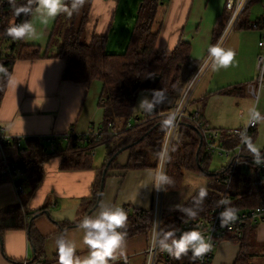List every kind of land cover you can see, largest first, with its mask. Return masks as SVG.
<instances>
[{"label":"crops","instance_id":"1","mask_svg":"<svg viewBox=\"0 0 264 264\" xmlns=\"http://www.w3.org/2000/svg\"><path fill=\"white\" fill-rule=\"evenodd\" d=\"M226 1L158 0L151 24L152 30L157 33L155 50L160 53L172 52L184 41L190 46L191 63L197 67L196 72L199 71L209 54V47H214L216 43V29L226 23ZM257 1L262 3L261 0L253 3ZM145 2L83 0L78 12L71 16L60 13L47 25L31 17L41 38L25 39L24 43L39 46L42 52L38 57L17 59L14 62L0 99V132L9 137H22V145L27 146L32 138L52 133L59 136L66 133L87 135L93 127L97 129L104 118V110L99 105L103 84L98 79L87 83L64 78L67 60L57 56L59 42L51 49L49 47L55 25L62 15L63 25L66 26L67 22L71 23L84 13L86 20L83 25L88 41L103 37L106 52H124L140 22ZM66 3L70 6L71 0ZM258 18L251 17V14L244 16L248 25L240 24L229 33L221 48L233 50V60L227 67L219 68L212 61L201 76L195 97L191 100L190 110L200 111L204 120L223 132L245 126L249 119V108L256 105L255 98L247 88L258 77L257 60L261 51L258 41L262 30L250 24ZM191 79L185 84L182 93ZM96 89L99 90V100L96 98ZM228 104L239 107L241 119L230 117L223 111ZM258 107L259 103L257 110L264 113L263 106L260 110ZM99 110L103 112L102 118H99ZM69 139L70 136L56 152L43 141L49 153L43 164L42 179L26 206L27 212L36 213L32 219L36 239H30L26 227L0 232V264L18 263L26 256L44 259V264H60L55 244L60 236L75 241L76 255L83 258L88 255L89 248L83 243L84 232L79 224L89 213L94 216L101 204L144 210L154 208L156 189L153 185L159 165L156 168H126L130 151L123 150L108 167L101 190L109 145L104 144L108 153L103 163H98L99 157L94 150L91 166L66 168L60 150L68 147ZM252 141L261 151L264 150V120L259 121ZM4 155L5 149L0 147V209L21 201L16 185L2 176ZM44 210H48L50 216ZM163 213L164 218L172 219L183 212L173 206H164ZM251 227L252 231L245 240L241 241L243 236L236 234L224 237L219 242L211 264H235L243 247L242 242L247 243L245 249L252 264H264V223ZM150 239L151 233L144 232L125 238L123 256L116 264H147ZM157 264L165 262L159 260Z\"/></svg>","mask_w":264,"mask_h":264},{"label":"trees","instance_id":"2","mask_svg":"<svg viewBox=\"0 0 264 264\" xmlns=\"http://www.w3.org/2000/svg\"><path fill=\"white\" fill-rule=\"evenodd\" d=\"M24 3L26 0H14L13 4H10L9 0H0V68L6 70L0 71V99L14 62L17 59L38 57L42 52L39 46L26 44L24 40H14L7 35V30L11 25L31 20L32 16L25 17L21 14L17 17L14 14V7ZM157 4L158 0H146L140 15V22L124 52H106V41L103 37H94L88 41L83 25L86 20L84 13L81 17L74 18L71 23L67 22L65 29L62 28L63 15L57 21L49 47L51 49L59 42L57 56L67 60L64 78L87 83L98 79L103 84L99 105L104 110V118L99 126V133H96L93 127L87 135L70 134L68 147L60 150L66 168L91 166L94 150L104 144L110 147L106 164L115 153L125 147L124 150L130 151L126 168L158 167L159 160L156 152L163 147L167 134L162 129L161 122L175 109L185 84L196 73L197 67L192 65L189 58L190 46L184 41H181L172 52L160 53L155 50L157 33L152 30L151 24ZM250 9L251 7L243 14L238 26L248 25L244 16H249ZM228 16L229 14L226 17ZM224 25L216 29V41ZM149 73L152 74L151 78H145ZM160 89L167 94L169 102L157 107L150 115L144 112L137 114L135 107L141 92L147 91L151 95L153 90ZM133 118H135V123H131ZM223 143L225 146L233 147L239 143V139L223 133ZM172 148L174 151L170 153L167 170V176L172 183L166 186V190L180 189L185 171L204 173L211 182L213 181V184L210 183V186L206 188L208 195L203 205L200 206L202 210L199 211L197 217L207 214L218 204L225 192L230 174V162L215 173L208 172L214 151L206 147L201 131L196 127L195 122L189 119L180 123ZM4 149L8 159L17 163L23 170L24 189L20 193V203L0 209V232L6 229L26 227L30 232V239L35 240L32 219L36 213L27 212L26 206L42 179L43 164L47 159L46 154L49 153L48 147L39 137L32 138L27 146H19L16 140L7 141ZM243 156L253 157L246 145ZM115 159L116 157L110 164H113ZM237 173L241 175L237 176ZM251 179L242 168H239L234 175L228 196L231 206L237 210L251 208L264 201V187L255 182L252 183ZM198 191L187 201L184 208H195L194 200L198 196ZM123 209L127 214V222L123 228L118 230L125 233V237L143 232L151 233L153 209L128 207H123ZM188 219L184 213L172 219L164 218L162 230H180L182 221ZM251 226L243 230L241 241L249 236L252 231ZM242 243L243 247L235 264H252L245 249L247 243ZM190 256L191 252L179 260L172 258L165 264H182Z\"/></svg>","mask_w":264,"mask_h":264},{"label":"clouds","instance_id":"3","mask_svg":"<svg viewBox=\"0 0 264 264\" xmlns=\"http://www.w3.org/2000/svg\"><path fill=\"white\" fill-rule=\"evenodd\" d=\"M10 4L14 0H9ZM83 4V0H71L70 6L66 0H26V3L14 7V14L20 17L23 14L25 17L32 16L39 20L42 25H47L52 18L58 14L64 13L68 16L78 12ZM7 35L14 40H39L41 33L37 30L36 25L31 20H25L19 24L11 25L7 30ZM210 57L213 59L215 67H227L235 56V52L231 49H223L221 47H209ZM0 71H6L0 68ZM149 73L145 78H151ZM169 102L167 94L162 90H153L150 97L145 95L139 101L137 109L146 113L152 114L154 110ZM179 108L176 111L168 114L161 122V127L169 136L176 127V121L179 118ZM264 120V116L253 105L249 108V124L257 123ZM242 142L247 146L252 153L253 161L257 166L264 165V153L261 148L253 143L252 139L247 136L246 131L239 133ZM170 148L168 143L156 152V156L160 161V171L155 176L154 187L157 189L169 186L172 181L164 172V164L170 159ZM208 195L205 187H200L198 196L194 200L195 208L181 209L189 219H195L202 210L205 197ZM223 206V211L219 213L220 226L225 227L238 218V210L231 206V201L227 198L218 201V207ZM127 222V214L122 207L110 206L101 204L99 210L94 216H86L79 224L83 230V243L88 246V255L81 258L76 255L77 244L75 241L60 236L56 241V248L59 255L60 264H116L123 256L122 246L125 239V233L119 231ZM187 223L188 220H183ZM179 232V236L177 235ZM151 245L160 252H166L170 257L177 260L182 256L191 252L193 262L207 253L211 244L201 231L193 229L190 231H180L179 229L163 231L159 228V223L154 222L152 228Z\"/></svg>","mask_w":264,"mask_h":264},{"label":"built area","instance_id":"4","mask_svg":"<svg viewBox=\"0 0 264 264\" xmlns=\"http://www.w3.org/2000/svg\"><path fill=\"white\" fill-rule=\"evenodd\" d=\"M255 0H227L226 1V10L228 11V18L226 23L214 45V47H222L224 41L226 40L229 33H231L239 24L241 17L246 12V10L251 7ZM261 4L263 7V16L258 18L257 21L253 22L251 25L253 28L261 29L262 31L260 39L258 41V47L261 48L260 54L258 56V77L255 83L248 84V91L249 93L255 98L256 101V108L257 104L261 98V94L264 91V0H261ZM213 59L208 54L207 58L205 59L204 64L202 67L195 73L191 81L189 82L186 89L183 91L177 105H175V109L172 111H176L179 108V118L176 121V127L172 132L171 136L166 134V138L164 141L165 143L169 144V147L172 148L176 133L179 129L180 123L185 120L189 119L195 122L196 127L198 130L201 131L203 139L205 140L206 147L211 151H216V149H220V154L230 156V174L228 178V183L226 185L225 192L221 199H229L228 191L231 187L233 178L235 173L238 171L239 168H242L244 172L249 177H254L255 183L259 184L260 186L264 187V165L257 166L254 161L253 157L245 158L243 156L245 144L242 142L239 133L241 131H246L247 136L251 138L254 130L257 128L258 123L249 124L248 121L245 126L236 127L230 130H226L225 132L214 128L210 122L204 120L202 118L201 112L198 110H190V102L192 100L193 91L195 90L199 80L202 78L201 76L204 75L206 70L211 65ZM262 116H264L263 112H260ZM96 133H99V127L95 129ZM223 133H227V135H232L233 137H237L239 139V143L234 145L233 147L225 146L223 143ZM71 133H66L64 135H55L49 134L45 135L42 140L48 143L49 149L55 151L59 149L66 139L69 138ZM16 140L19 146L22 145V137H9L5 136L3 133L0 132V147H4L5 143L12 142ZM164 146V145H163ZM171 153V151H170ZM169 153V155H170ZM169 160L164 164V172L167 175V167H168ZM160 162H159V170L160 171ZM1 173L5 179H8L14 183L21 193L24 189V185L22 183V179L24 178L23 170L18 166L17 163L12 162L8 159L7 155H4V158L1 163ZM165 189H157L155 191V202H154V214H153V224L154 222L159 223V228L162 229L164 213H163V197H164ZM223 211V206H219L218 204L213 207L207 214L201 215L200 217H196L193 219H188L187 223H182L180 231H190L193 229H197L201 231V233L208 238L211 248L210 250L205 253L202 257L197 258L194 262L191 259V256L186 259L185 262L182 264H211L212 258H214L216 249L219 245V242L229 234H236L239 237L242 236L243 230L248 227L249 225H255L264 223V201L254 207L238 210V218L235 222L230 223L225 227L220 226V219L219 213ZM153 228V225H152ZM179 232L177 235L179 236ZM151 237H152V230H151ZM148 253V260L147 264H157L159 260L166 262L170 261L173 257H170L166 252H160L158 249L153 248L150 245L147 250ZM10 264H44V259L41 258H29L28 256L24 257L18 263H10Z\"/></svg>","mask_w":264,"mask_h":264},{"label":"rangeland","instance_id":"5","mask_svg":"<svg viewBox=\"0 0 264 264\" xmlns=\"http://www.w3.org/2000/svg\"><path fill=\"white\" fill-rule=\"evenodd\" d=\"M250 14H251V17H254V18L260 17L263 14L262 4L258 3V1L253 3L251 6V9H250ZM62 28L65 29V25L62 24ZM118 35H119V33H118ZM198 86L193 91L192 97H195L196 90H197ZM263 93H264V91L261 94L260 102H258L259 103V107H258L259 110H260V108H262L261 106H263V108H264ZM98 94H99V90L97 91V89H96V98L97 99L99 98ZM145 95L150 97L149 92H147V91L141 92V94L139 95L138 100H137V105H138L139 101L143 98V96H145ZM97 99H96V103H97ZM137 105H136V107H137ZM240 108H241V106H240ZM238 109H239V107H234L231 104H228L227 108H223V111H226L227 114L230 115V117L232 116L236 119H241L239 112H238ZM141 112L142 111H140L136 108L137 114L141 113ZM102 116H103V112L101 110H99V118H102ZM134 121H135V118L131 119V123H135ZM107 150H108L107 146L105 147L104 145H100L95 149V152H96L95 154H97L99 157L98 163H101V162L103 163V161L105 160V156L108 153ZM220 151H221L220 149H216V151L212 155V159L210 160L211 164H210V167L208 170L209 173H215L216 171H219L222 168V166H226L229 164L230 156L226 155V153L221 155ZM168 166H169V162H168ZM167 170H168V167H167ZM239 175H241V173H237V176H239ZM251 178H252L251 182L252 183L255 182L254 177H251ZM210 183L213 184V181L211 182L210 178L207 175H204V173L194 172V171H185L184 181H183L180 189H178V191L165 190L164 197H163V201H164L163 207L165 206L167 208L168 206H173L174 209L179 210L176 207V206H178L179 208L182 209L184 207V203H186V201L196 191H198L200 189V187L203 186V187L207 188L208 186H210ZM227 183H228V181H227ZM123 207L124 206H122V208ZM125 238H127V237H125Z\"/></svg>","mask_w":264,"mask_h":264},{"label":"water","instance_id":"6","mask_svg":"<svg viewBox=\"0 0 264 264\" xmlns=\"http://www.w3.org/2000/svg\"><path fill=\"white\" fill-rule=\"evenodd\" d=\"M125 149V147H123V148H121L120 149V151H118L117 153H115L110 159H109V161H108V163L106 164V167H105V169H104V175H103V177H102V184H101V190L103 189V184H104V180H105V175H106V172H107V170H108V164H110L112 161H113V159L120 153V152H122L123 150ZM100 196H101V192L99 193V199H98V201H97V204H98V202L100 201ZM44 213H46L48 216H50V212L48 211V210H44ZM87 216H90V213L87 215ZM30 226V225H29ZM30 228V227H29Z\"/></svg>","mask_w":264,"mask_h":264}]
</instances>
